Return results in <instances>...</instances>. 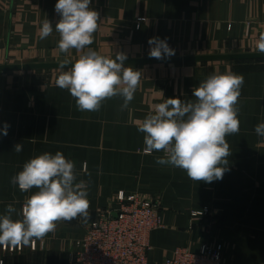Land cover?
<instances>
[{"label":"crops","instance_id":"obj_1","mask_svg":"<svg viewBox=\"0 0 264 264\" xmlns=\"http://www.w3.org/2000/svg\"><path fill=\"white\" fill-rule=\"evenodd\" d=\"M56 2L0 0V63L78 58L75 50L67 56L59 52L55 31L39 38L44 19L53 26L59 20ZM90 6L100 15L90 47L110 58L118 52L149 56L152 37L166 39L181 54L254 52L264 34V0H91ZM130 67L143 75L124 111L118 97L106 100L98 112L78 111L70 93L56 86L60 70L21 85L10 72H0V214L10 203L19 213L36 191L22 193L10 180L44 152L61 151L75 161L78 177L90 181L87 223L61 222L35 241V249L0 247V264H72L76 241L99 213L116 206L121 191L162 200L164 226L151 233L149 264H160L177 247L199 251L204 244L223 251L222 264H264V137L254 131L264 122V59ZM226 71L242 75L244 85L240 131L226 137L232 154L223 178L196 182L181 169L157 164L162 153L145 154L138 125L154 106L167 98L194 99V87ZM17 143L23 144L19 153Z\"/></svg>","mask_w":264,"mask_h":264},{"label":"clouds","instance_id":"obj_2","mask_svg":"<svg viewBox=\"0 0 264 264\" xmlns=\"http://www.w3.org/2000/svg\"><path fill=\"white\" fill-rule=\"evenodd\" d=\"M90 5L91 0H57L54 10L59 20L53 26L44 19L39 38L46 39L55 31L60 53H79L74 62L66 58L60 63L55 81L58 88L70 93L78 111L98 112L106 100L117 97L124 111L134 99L143 74L124 66V53L110 58L90 47L100 21L99 12ZM148 44L151 58L175 54L166 39L152 37ZM256 51L264 55V34L257 40ZM67 65L71 66L65 70ZM243 85L240 74L212 73L193 88L194 99L167 98L156 104L138 125L143 133V152L162 153L156 157L157 164L181 169L193 181L211 184L221 180L232 154L226 137L240 131L238 104ZM7 128L5 124V136ZM254 131L264 137V122H259ZM22 150V143L14 145L15 152ZM10 182L22 193L36 191L25 199L19 213L10 203L0 214V247L4 249L31 246L54 232L61 222L80 219L87 223L90 218V181L78 177L75 161L61 151L30 158Z\"/></svg>","mask_w":264,"mask_h":264},{"label":"built area","instance_id":"obj_3","mask_svg":"<svg viewBox=\"0 0 264 264\" xmlns=\"http://www.w3.org/2000/svg\"><path fill=\"white\" fill-rule=\"evenodd\" d=\"M114 203L116 206L90 221L83 237L76 241L72 264H149L151 233L164 226L161 198L121 191ZM223 260L222 250L204 244L199 251L177 247L160 264H222Z\"/></svg>","mask_w":264,"mask_h":264},{"label":"water","instance_id":"obj_4","mask_svg":"<svg viewBox=\"0 0 264 264\" xmlns=\"http://www.w3.org/2000/svg\"><path fill=\"white\" fill-rule=\"evenodd\" d=\"M264 55L254 52H234V53H211V54H190V55H173L163 59H155L149 56L127 57L124 66H140L152 64H172V63H190V62H211V61H238V60H260ZM61 61H39L14 63H0V72L7 74L15 71H36V70H53L59 69ZM75 61V60H71ZM71 65H67L70 67ZM60 70V69H59Z\"/></svg>","mask_w":264,"mask_h":264},{"label":"rangeland","instance_id":"obj_5","mask_svg":"<svg viewBox=\"0 0 264 264\" xmlns=\"http://www.w3.org/2000/svg\"><path fill=\"white\" fill-rule=\"evenodd\" d=\"M190 54H200L199 52H183L182 54L179 52L175 51L174 55H190ZM147 56V55H144ZM75 60V59H74ZM46 61H59V60H46ZM21 63H26V62H21ZM59 69H53V70H36V71H15V72H10L9 74H12V76H16L17 79H19L18 83L21 84H27L28 82H41L45 79L48 78V76L56 72ZM67 70V69H65ZM29 84V83H28Z\"/></svg>","mask_w":264,"mask_h":264}]
</instances>
